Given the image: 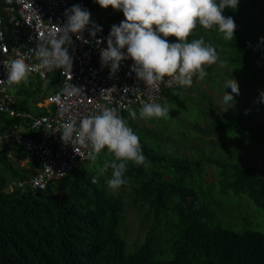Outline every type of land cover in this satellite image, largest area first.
Segmentation results:
<instances>
[{
    "label": "trees",
    "instance_id": "obj_1",
    "mask_svg": "<svg viewBox=\"0 0 264 264\" xmlns=\"http://www.w3.org/2000/svg\"><path fill=\"white\" fill-rule=\"evenodd\" d=\"M87 4L99 14V4L96 7L90 0ZM223 15L232 17L237 25L231 41H225L217 28L206 31L201 26L188 39L190 42L203 37L225 62L217 72L213 71L214 65L206 69L208 75L202 81L211 89L216 86L219 90V79L233 78L230 71L241 77L243 70H248L245 74H249V80L241 83L235 100L244 108L250 103L248 90L264 88V0H239L235 9L226 8ZM167 39L178 42L175 37ZM53 78L55 83L50 81L51 85L60 83V78ZM191 89L165 92L164 105ZM9 93L14 100L19 98L20 105L15 102L17 111L33 112L37 117L47 114L46 110L39 114L33 111V101H43L50 95L41 82L29 78L27 85L10 86ZM195 100L200 102L202 113L195 120L177 118L174 129L179 145L169 142L171 135L162 139L161 129L155 128L153 121L150 124L154 128H138L139 116L133 120L129 111L119 114L139 136L148 164L136 166L129 162L125 173L128 183L114 192L106 183L112 170L105 171L104 164L115 159L107 148L96 161L80 163L46 190L10 191L11 182L32 176L31 170L15 161L12 154L19 161L31 157L24 149L2 145L0 264H264L263 233L237 232L218 223L225 211L234 208L236 198L243 195L264 212V124H253L258 111L251 104L246 112L243 108L226 112L227 104L216 108L213 97L201 88L198 96L193 95ZM140 107L132 110L139 114ZM224 113L232 117L224 118ZM200 118L204 125L206 119L211 123L203 127ZM23 124L27 130L21 118L0 113V135H12ZM192 131L215 135L218 141L201 142L194 149L197 156H189L177 146L186 148L188 139L196 136ZM27 135L36 139L33 131L28 130ZM253 156L262 159L263 169L249 163ZM32 159L33 163L27 165L40 168L38 159ZM88 164L91 168L85 171ZM207 167L215 170L209 176L214 180L212 184L207 181ZM125 195L141 214L138 224H129ZM128 226L137 228L135 240L128 236ZM128 240L134 243L129 246L133 252L128 250Z\"/></svg>",
    "mask_w": 264,
    "mask_h": 264
},
{
    "label": "clouds",
    "instance_id": "obj_2",
    "mask_svg": "<svg viewBox=\"0 0 264 264\" xmlns=\"http://www.w3.org/2000/svg\"><path fill=\"white\" fill-rule=\"evenodd\" d=\"M239 0H97V3L107 9L109 7L122 11L125 20L120 25H113L107 37V48L101 50L102 66H110L111 74L119 71L121 61H134L132 71L138 79L147 86H156L168 77V84L176 83L180 87H193L194 77L203 80L207 68L225 62L220 59L217 49L207 43L203 37L192 39L198 26L211 30L217 28L225 41L234 38L236 23L232 17H225L226 8L235 9ZM66 22L59 26V34L52 32L45 43H39L33 49L35 59L39 61L38 69L54 71L63 69V75L69 74L72 79L73 58L67 46L72 43L71 34H77L83 39V32L88 30L95 37L103 29L92 23L89 11L80 5H74L65 11ZM92 25L89 29V25ZM168 37H175L178 42L170 43ZM126 48V53L124 49ZM8 68L7 81L0 84L9 86L29 82L33 69L23 59L15 58L4 61ZM231 87L232 93L239 95V85L235 79L226 82V88ZM128 89H125L127 92ZM61 93L67 97L84 94L83 89L66 82ZM264 100V91L260 93ZM231 93L225 91V104L233 101ZM133 120L137 112L129 109ZM169 108L160 103H143L139 109V118H167ZM41 120L35 121L34 127L40 128ZM62 141L69 145H81L88 149L87 156L93 162L102 150L114 154L115 159L105 162L104 170L109 168L111 178L106 180L110 191H117L128 183L125 178L129 162L136 166H147V158L142 152L139 136L118 114L117 109H104L100 112L84 116L77 126L75 120L62 125ZM76 151V150H75ZM77 152V151H76ZM93 183L97 182L93 178Z\"/></svg>",
    "mask_w": 264,
    "mask_h": 264
},
{
    "label": "built area",
    "instance_id": "obj_3",
    "mask_svg": "<svg viewBox=\"0 0 264 264\" xmlns=\"http://www.w3.org/2000/svg\"><path fill=\"white\" fill-rule=\"evenodd\" d=\"M88 0H0V80L7 81L8 68L4 61L20 58L33 69L30 78L41 82L58 76L60 90L45 98L44 104L51 108L46 115L34 116L21 113L15 109V100L9 93V85L0 84V113L9 114L13 118H21L28 130L35 132L36 139L17 130L12 135H0V147H17L28 152L31 158L40 162V170L29 179L13 181L8 189L46 190L47 187L66 177L79 167L80 163L88 160V149L81 145H69L62 141V125L71 120L77 122L90 113L104 109L115 108L118 114L142 106L143 103H163L166 101L165 92L187 88L176 83L165 81L156 86H147L133 72L134 61L130 58L121 61L119 71L111 74L110 66H102L101 50L107 48V37L113 25H120L125 20L122 11L108 10L100 16L87 4ZM74 5H80L91 14L93 24L103 30L95 37L90 31L83 32V39L77 34H71L72 43L68 47L73 58L72 79L69 74L63 75V69L45 71L36 68L39 63L35 59L33 49L39 43H45L49 34L57 32L59 26L66 22L65 11ZM92 25H89L91 29ZM126 53V48L124 49ZM195 80V77L193 81ZM73 83L81 87L84 94L67 97L61 93L64 84ZM125 89H128L125 92ZM41 120L40 128L34 127L35 121ZM77 152H76V151Z\"/></svg>",
    "mask_w": 264,
    "mask_h": 264
},
{
    "label": "rangeland",
    "instance_id": "obj_4",
    "mask_svg": "<svg viewBox=\"0 0 264 264\" xmlns=\"http://www.w3.org/2000/svg\"><path fill=\"white\" fill-rule=\"evenodd\" d=\"M95 3H97V0H95ZM98 4V3H97ZM100 6V5H99ZM101 9H105L100 6ZM106 10V9H105ZM219 68L222 69L221 66H215L214 65V72L219 71ZM247 69L243 70V76L237 77V73L230 71L232 74L233 79H235L238 82V85L240 86L243 81L248 82L249 77L245 72H247ZM222 73H226L223 70L221 71ZM216 73H214L215 75ZM221 77V75H220ZM219 78V76H218ZM232 79L231 77H226V79H219L220 80V87L219 90H216V86H214V89H211L208 84L203 83L202 80H198V82L194 84L190 92L183 93L180 98L177 101L171 102L167 105L169 108V115L167 118H152V119H138L137 121V126L138 128H142L144 125H147L150 128H154L152 126L151 121H153L155 128L161 129V138L165 139L166 136L171 135L172 139L169 140V142L172 144L173 142L177 143L178 145L181 143L178 136L175 133V128H177V118L179 119H189V120H195L199 115L202 113V110H200L199 105L200 102L195 100L193 101V95L196 97L198 96V88H201L202 91L207 92L208 95L213 97V103L214 106L217 108H224L225 103L223 101V97L225 95V91L228 93H231L234 97L233 101H230L227 103L226 107V112L233 110V108H243L242 106H238L239 103L236 102L235 100L237 99V94L232 93L231 87L226 88V82ZM261 91H264V88L262 89H250L248 90V96H249V102H247V105L242 109L244 112L247 110L245 108H250V104L255 107L254 111H258V115H256L255 120L253 124L261 125L264 124V114L262 111H264V100L260 99V93ZM12 92V90L10 91ZM245 93V91H244ZM215 110V109H214ZM249 112V110H248ZM137 116L139 114L137 113ZM223 117H232V114H227L224 113ZM201 119V118H200ZM203 119L199 121V125L206 127L209 123H211L210 119H206L204 121H207V124H203ZM162 122H166L165 125H162ZM217 122V121H216ZM189 125L190 123H186ZM20 131H25V129L20 128ZM155 131V129H154ZM187 132H191L187 130ZM196 136L192 139H188V142L186 143L187 147L186 148H179V150L187 154L189 156H197L194 152V149L199 147L201 145V142H211V141H218L217 137L215 135H210V136H203L200 134H197V132L192 131ZM254 158L251 163L252 166L257 167L259 169H263V164L261 162V158ZM91 168V164H88L85 166V171H89ZM206 176H207V181L212 184L214 183V180L211 179V177L214 175L215 170L212 167H207L206 168ZM209 177V178H208ZM128 198V202L125 204V214L128 218L129 224L134 223L138 224L140 223L139 219L141 214L137 211L134 210V208L131 206V198L128 197L127 195L124 196V201L126 202ZM235 206L233 209H230L229 211H225L223 215L220 216L218 223L221 224L222 226L226 228H231L237 232H245L248 230H255L259 231L264 234V212L259 209L252 200H250L247 196H241L236 198ZM138 221V222H137ZM120 233L123 236H125L124 228L120 229ZM127 232L128 236L132 239L135 240V235H137V228L131 226L127 227ZM126 237V236H125ZM124 238V237H123ZM125 239V238H124ZM126 240V239H125ZM127 241V240H126ZM134 243H131L129 240L127 242L128 250L130 252H133L134 249H131L129 246H133Z\"/></svg>",
    "mask_w": 264,
    "mask_h": 264
},
{
    "label": "crops",
    "instance_id": "obj_5",
    "mask_svg": "<svg viewBox=\"0 0 264 264\" xmlns=\"http://www.w3.org/2000/svg\"><path fill=\"white\" fill-rule=\"evenodd\" d=\"M92 3H93V5L94 6H96V7H98V4L97 3H95V0H90ZM93 7V6H92ZM108 10V8L105 10V9H101L100 8V6H99V11H98V13H99V15L100 16H102L106 11ZM57 77V79L59 80V77L58 76H56ZM54 78H51V79H49L48 81H45V82H41V81H39V80H36V79H32L33 81H39V82H41L42 83V87H43V89H45V91H47V92H49L50 93V95H52V94H54L55 92H57V91H59L60 90V83L59 84H57V85H51L50 84V81H52V82H54L55 80H53ZM55 83V82H54ZM48 93V94H49ZM47 94V95H48ZM15 102H16V106L17 105H20V101H19V98H15ZM164 103H166V101L164 102ZM164 103H163V105H164ZM32 105H33V111L34 112H36L37 114H39L40 112H42V110H46L47 112L48 111H50L51 110V108L50 107H48V106H46L45 104H44V100L43 101H39V102H35V101H33L32 102ZM21 113H27V112H21ZM28 114H30V113H28ZM32 115H34L35 113H31ZM35 116V115H34ZM25 123V122H24ZM20 128H26L25 127V125L23 124V125H21L20 127H19V129ZM22 132H24L25 134H27V132H28V129L26 130L25 129V131H22ZM12 158L15 160V161H17L18 163H21V165L24 167V168H26V169H28V170H31V173H32V175H34L36 172H38L39 170H40V168H38V165L37 166H35V167H29L27 164L29 163V162H31V163H33V159L31 158V159H28V160H23V161H19V159H18V157L15 155V154H12ZM9 187V186H8Z\"/></svg>",
    "mask_w": 264,
    "mask_h": 264
}]
</instances>
